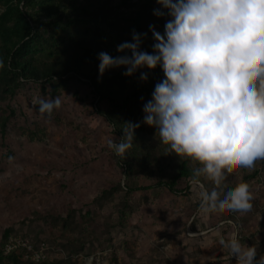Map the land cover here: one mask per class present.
Returning <instances> with one entry per match:
<instances>
[{
	"label": "rangeland",
	"instance_id": "1",
	"mask_svg": "<svg viewBox=\"0 0 264 264\" xmlns=\"http://www.w3.org/2000/svg\"><path fill=\"white\" fill-rule=\"evenodd\" d=\"M147 4L161 7L157 0H0V264H237L220 244L233 232L249 245L258 241L264 255V160L253 170L233 166L223 182L250 184V211L202 213L191 180L176 179V191L161 183L186 158L168 153L156 128L142 122L151 95H132L136 82L155 84L162 69L125 76L120 66L100 77L98 53L121 54L117 45L135 29L128 19ZM138 32H148L142 48L151 52V31ZM56 96L62 104L51 115L33 103ZM127 121L140 126L119 156L108 140H119ZM9 237L30 249L5 252Z\"/></svg>",
	"mask_w": 264,
	"mask_h": 264
},
{
	"label": "clouds",
	"instance_id": "2",
	"mask_svg": "<svg viewBox=\"0 0 264 264\" xmlns=\"http://www.w3.org/2000/svg\"><path fill=\"white\" fill-rule=\"evenodd\" d=\"M157 17H167L163 32L149 24L152 51L142 48L148 32L132 31V39L117 45L116 56L98 53L100 77L125 66L123 75L159 66L163 77L143 104V123L156 128L167 152L198 163L191 183L199 187V209L246 213L254 193L241 180L225 186L233 166L253 170L264 160V0H157ZM149 74L141 71L139 79ZM144 98L141 97V100ZM51 115L59 96L33 101ZM122 135L108 140L115 154L125 156L139 123L127 121ZM210 180L209 190L203 180ZM258 241L249 245L238 233L220 236L237 264H264Z\"/></svg>",
	"mask_w": 264,
	"mask_h": 264
},
{
	"label": "trees",
	"instance_id": "3",
	"mask_svg": "<svg viewBox=\"0 0 264 264\" xmlns=\"http://www.w3.org/2000/svg\"><path fill=\"white\" fill-rule=\"evenodd\" d=\"M157 7V6H156ZM156 7H152L151 5L147 4L145 5L140 12H137L136 14H134L133 16H131L128 20L132 23V26L138 30V31H147L149 30V24H155L157 26V24H162L165 23L167 18H157V16H155L152 12L153 9ZM20 13H23L22 11H20ZM26 79H28V76H25ZM34 79V78H32ZM37 79V78H35ZM31 80V79H29ZM38 80V79H37ZM137 84H135V87L133 89V94L139 93L140 91H142L143 93H147L150 94L152 93V91L154 90L155 84H144L142 82H136ZM95 85V84H93ZM98 85H95V89H97ZM109 97V96H108ZM130 96H128L125 100H123L122 104L120 106H125L127 101L129 100ZM108 101H110L111 104L114 105L113 101L111 100V98H107ZM99 111V110H97ZM107 117V115H106ZM110 119L111 122L113 121L111 118H107V120ZM113 123V122H112ZM118 126V125H117ZM117 134L120 137L123 133L122 130L120 129L119 126V130H117ZM199 164L196 163L195 166H191L188 164V159H183L182 161H180L178 163V167L176 170V174L174 175L173 178L169 179V181L166 182H161L162 184H164L168 189L172 190V191H176L174 186L176 183V179L178 178H183L185 180H191V176H192V169L195 167H198ZM10 238V237H9ZM9 238L6 240V242H4L5 244L9 241ZM5 244H3L5 247ZM4 249V248H3ZM8 253V252H7ZM10 253V252H9Z\"/></svg>",
	"mask_w": 264,
	"mask_h": 264
},
{
	"label": "built area",
	"instance_id": "4",
	"mask_svg": "<svg viewBox=\"0 0 264 264\" xmlns=\"http://www.w3.org/2000/svg\"><path fill=\"white\" fill-rule=\"evenodd\" d=\"M24 246L28 249H30V245L26 244V242H22L21 240L17 241L15 244V241L13 238H9V241L5 244L4 250L5 252H9L11 249L15 248V246ZM34 254L36 255V258H39V254H37L36 252H34ZM233 258L236 260V257L233 256ZM237 261V260H236Z\"/></svg>",
	"mask_w": 264,
	"mask_h": 264
}]
</instances>
